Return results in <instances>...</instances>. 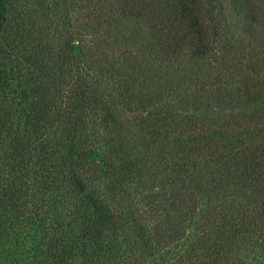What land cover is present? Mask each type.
<instances>
[{
	"label": "rangeland",
	"instance_id": "374dc122",
	"mask_svg": "<svg viewBox=\"0 0 264 264\" xmlns=\"http://www.w3.org/2000/svg\"><path fill=\"white\" fill-rule=\"evenodd\" d=\"M25 1L29 8L20 15H10V27L0 38V173L6 176L9 156L23 147L33 168L31 199L34 206L41 207L40 218L33 219L36 240L45 237L48 221L42 190L45 172H34L40 153L34 124L42 106L41 140L45 139L47 116L41 97H45L49 73H60L61 61L56 54L64 25L69 22L81 31L74 42L79 61H84L82 51L86 67H91L100 83V92L117 107L120 116L116 133L109 126L90 137L89 158L102 166L94 186L105 196L108 207L104 213L129 221L134 237L143 245L135 252L143 263L199 264L209 255L207 247L213 242L226 246V237H230H219L223 234L218 230L225 231L226 225L235 233L242 220L254 214L255 205L263 200L262 193L253 192L249 180L239 172L224 174L216 169L217 164L209 162L208 155L214 151L210 140H188L203 131L222 133L262 126L264 106L248 104L220 112L221 108L210 101L194 105L192 98L200 87L219 73L211 61L195 69L183 52L171 58L158 51L157 36L143 14H148L147 5L169 0H56L55 14L42 11L37 0ZM21 2L16 6L21 7ZM116 2L120 5L115 14L112 12L115 21L102 25L91 21V28L84 26L93 5H102L111 13ZM122 5L131 7L130 11H124ZM18 24L31 29L34 44L26 34L17 33ZM125 49L135 51L143 60L140 67L132 68L133 57L128 51L125 54ZM126 85H131L130 91H123ZM258 144L264 140H253L254 152ZM116 158L134 162L124 179H118L121 175L109 165ZM260 161L264 164L263 152ZM179 166L187 173L178 176ZM180 186L184 189L178 190ZM106 193L113 196L112 202ZM154 194L158 196L151 199ZM69 208L63 202L58 212L63 217ZM115 209L126 211L119 214L113 212ZM236 237L234 243L235 236L230 238L233 245L219 255L216 264H264V222L246 224Z\"/></svg>",
	"mask_w": 264,
	"mask_h": 264
},
{
	"label": "trees",
	"instance_id": "16d2710c",
	"mask_svg": "<svg viewBox=\"0 0 264 264\" xmlns=\"http://www.w3.org/2000/svg\"><path fill=\"white\" fill-rule=\"evenodd\" d=\"M19 1L21 7L16 6ZM37 3L42 11L55 14L56 0ZM119 5L116 2L111 13L103 10L102 5H93L84 26L91 28V21L96 25L115 21L112 12L115 14ZM29 6L25 0H0V38L10 27V15H20ZM121 8L126 12L131 9L127 5ZM146 12L143 16L157 36L162 55L175 58L183 52L195 69L210 61V65L214 63L212 68L219 74L209 84L204 82L199 94L192 98L194 105L210 101L221 108L220 112L231 111L233 107L242 109L248 104L264 106V0H169L162 4L153 2V7L147 5ZM16 31L19 35L26 34L31 44L35 43L29 27L18 24ZM80 32L69 22L64 25L62 45L56 54L59 53L61 70L59 74L49 73L46 94L41 97L47 116L45 139L41 140L42 106L38 107L34 124L36 150H40L36 161L39 167L34 172L41 169L45 172L42 184L46 198L44 193L42 197L47 202L45 237L36 240L33 236V219L40 218L41 207L34 206L31 199L33 168L26 161L24 148H16L6 162V176L0 173V264H147L135 255L143 245L135 238L129 221L106 215L105 196L94 186L102 166L89 158L90 137L109 126L116 133L120 116L117 107L100 92V83L96 82L91 67H86L85 53L80 51L84 61L78 59L74 42ZM127 51L133 57L132 68L140 67L143 60L135 56V51L125 49V54ZM130 86H122L123 91H130ZM253 140H264V123L252 129L240 127L222 133L203 131L188 140L209 141L214 150L208 155L209 162L217 164L216 169L224 174L239 172L249 180L253 192L262 193L263 200L255 205L249 220L243 219L237 229L233 226L236 235L246 224L264 222V164L260 161L264 144H258L254 152ZM109 165L121 175L118 179H124L135 166L125 158H116ZM185 173L187 170L179 166L178 176ZM188 184H192V179H188ZM157 196L150 195L151 199ZM63 202L70 208L62 217L58 210ZM124 211L113 210L119 214ZM225 228L223 232L218 230L223 234L219 237L235 236L234 243L235 233L226 225ZM230 238L226 237V246L213 242L207 247L209 255H204L199 264L219 262V255L233 245Z\"/></svg>",
	"mask_w": 264,
	"mask_h": 264
}]
</instances>
